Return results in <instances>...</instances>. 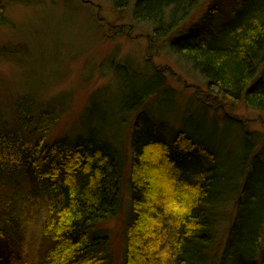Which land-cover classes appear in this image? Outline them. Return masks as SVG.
<instances>
[{
	"label": "trees",
	"instance_id": "1",
	"mask_svg": "<svg viewBox=\"0 0 264 264\" xmlns=\"http://www.w3.org/2000/svg\"><path fill=\"white\" fill-rule=\"evenodd\" d=\"M111 1L119 10L130 0ZM237 1L214 30L182 36L169 48L216 97L264 114V0ZM200 4L136 0L133 16L155 24V34L167 40ZM218 9L212 2L207 12ZM153 89L150 83L143 90ZM129 103L130 96L119 109ZM31 108L30 98H19L18 127L0 132V264L19 259L35 219L41 222L34 264H110L99 225L117 213L122 196L111 146L94 133L48 143V113L40 114L35 137L24 136ZM223 127L207 146L185 128L168 142L146 115L134 118L121 264H264V137L254 145L242 123L224 120ZM227 202L233 214L219 253L211 219Z\"/></svg>",
	"mask_w": 264,
	"mask_h": 264
},
{
	"label": "rangeland",
	"instance_id": "2",
	"mask_svg": "<svg viewBox=\"0 0 264 264\" xmlns=\"http://www.w3.org/2000/svg\"><path fill=\"white\" fill-rule=\"evenodd\" d=\"M135 1L117 10L111 0H0V17L6 23L0 25V132L18 127L16 104L24 97L32 100L24 136L35 137L42 125L40 114L48 113L53 118L48 143H73L94 133L111 146L120 164L122 196L117 213L99 225L108 237L110 264H121L123 257L131 198L130 135L138 114L157 125L168 142L185 128L209 146L223 131L224 120L236 128L242 123L254 145L264 137V114L216 97L215 88L169 48L182 36L214 30L238 1L200 0L166 41L155 34V24L133 16ZM212 2L220 12L210 17ZM150 83L154 91L145 92ZM130 85L132 92L123 90ZM129 96V105L119 109ZM232 214L230 202L210 220L219 253ZM37 220L26 230L21 256L10 264L35 263Z\"/></svg>",
	"mask_w": 264,
	"mask_h": 264
},
{
	"label": "bare ground",
	"instance_id": "3",
	"mask_svg": "<svg viewBox=\"0 0 264 264\" xmlns=\"http://www.w3.org/2000/svg\"><path fill=\"white\" fill-rule=\"evenodd\" d=\"M163 41H166V39L165 38H161ZM170 44H171V42H170ZM187 131V130H186ZM190 135H194V133H190V132H188ZM106 143V142H105ZM107 145H109L108 143H106Z\"/></svg>",
	"mask_w": 264,
	"mask_h": 264
}]
</instances>
